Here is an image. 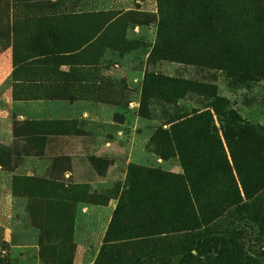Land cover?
Segmentation results:
<instances>
[{
  "label": "rangeland",
  "instance_id": "1",
  "mask_svg": "<svg viewBox=\"0 0 264 264\" xmlns=\"http://www.w3.org/2000/svg\"><path fill=\"white\" fill-rule=\"evenodd\" d=\"M0 264H264V0H0Z\"/></svg>",
  "mask_w": 264,
  "mask_h": 264
},
{
  "label": "trees",
  "instance_id": "2",
  "mask_svg": "<svg viewBox=\"0 0 264 264\" xmlns=\"http://www.w3.org/2000/svg\"><path fill=\"white\" fill-rule=\"evenodd\" d=\"M222 116L228 120L231 121L233 119V114L232 113H224L222 114ZM193 177H190L188 179H186V181L184 179H179L177 181L178 186L180 187L181 190V201L183 202V207L185 208L186 212L188 211V214H192L193 216H196L197 214V210L195 208V203H196V198L193 196V194L189 191L188 187H191L192 185L195 186V184L198 185V183H191L192 182ZM134 206L137 207V204H135ZM142 207H145L146 209H152L153 206L151 205H141ZM184 210V211H185ZM123 213V208L120 209L114 216V219L111 223V226L109 228L108 231V238H110L109 240L119 237L120 234H117L118 231H122V228L119 226V222L121 221V215ZM187 213H185L184 217L186 216ZM139 217V216H137Z\"/></svg>",
  "mask_w": 264,
  "mask_h": 264
},
{
  "label": "crops",
  "instance_id": "3",
  "mask_svg": "<svg viewBox=\"0 0 264 264\" xmlns=\"http://www.w3.org/2000/svg\"><path fill=\"white\" fill-rule=\"evenodd\" d=\"M5 101L19 121L42 120L53 115V111L47 110V105L42 100L7 98Z\"/></svg>",
  "mask_w": 264,
  "mask_h": 264
}]
</instances>
